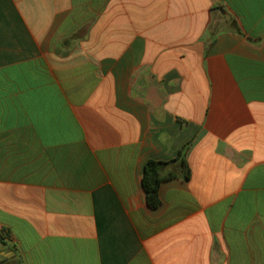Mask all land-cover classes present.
<instances>
[{"label":"crops","instance_id":"1","mask_svg":"<svg viewBox=\"0 0 264 264\" xmlns=\"http://www.w3.org/2000/svg\"><path fill=\"white\" fill-rule=\"evenodd\" d=\"M0 264H264V0H0Z\"/></svg>","mask_w":264,"mask_h":264},{"label":"trees","instance_id":"2","mask_svg":"<svg viewBox=\"0 0 264 264\" xmlns=\"http://www.w3.org/2000/svg\"><path fill=\"white\" fill-rule=\"evenodd\" d=\"M188 144L183 146L177 156L170 162H161L148 160L143 167V175L141 178V186L143 191L145 192V198L147 206L150 209H156L159 204V188L160 184L164 178H175L178 177L183 181L187 182L190 178V170L186 162V151L188 149ZM178 162L180 166V170L178 174H169L166 177L162 176V168L163 166Z\"/></svg>","mask_w":264,"mask_h":264}]
</instances>
